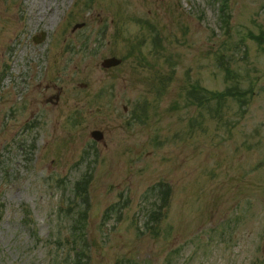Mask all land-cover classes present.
<instances>
[{
  "label": "rangeland",
  "instance_id": "374dc122",
  "mask_svg": "<svg viewBox=\"0 0 264 264\" xmlns=\"http://www.w3.org/2000/svg\"><path fill=\"white\" fill-rule=\"evenodd\" d=\"M81 248L264 264V0H0V264Z\"/></svg>",
  "mask_w": 264,
  "mask_h": 264
},
{
  "label": "trees",
  "instance_id": "16d2710c",
  "mask_svg": "<svg viewBox=\"0 0 264 264\" xmlns=\"http://www.w3.org/2000/svg\"><path fill=\"white\" fill-rule=\"evenodd\" d=\"M220 96L226 97V96H228V94L219 93L216 97L213 96V98L219 99ZM83 183L79 182L78 186H77L80 188L81 191L83 189ZM170 188H171L170 185L163 182V181L158 182L156 185L153 186L152 189L159 198V208L156 211H154L155 213L153 212V214L151 215V218H152L150 220L151 224H154V223L160 221V215L162 214L161 209H162V207H164L165 205L168 204L169 195L171 194ZM81 195H83V194H81ZM84 249L85 248L77 249L76 255L74 256V259L71 262H69V264H89L87 257H85V255H84Z\"/></svg>",
  "mask_w": 264,
  "mask_h": 264
},
{
  "label": "water",
  "instance_id": "95a60500",
  "mask_svg": "<svg viewBox=\"0 0 264 264\" xmlns=\"http://www.w3.org/2000/svg\"><path fill=\"white\" fill-rule=\"evenodd\" d=\"M79 26H81V25H79ZM120 62H122V60L117 59L116 57H112V58L106 59L103 63V66L104 67H111V66L118 65ZM57 98H59V97H57ZM93 137L100 140V139H102L103 134L99 131H94Z\"/></svg>",
  "mask_w": 264,
  "mask_h": 264
},
{
  "label": "bare ground",
  "instance_id": "6f19581e",
  "mask_svg": "<svg viewBox=\"0 0 264 264\" xmlns=\"http://www.w3.org/2000/svg\"><path fill=\"white\" fill-rule=\"evenodd\" d=\"M49 11H52V14L49 17V21H51L53 24L56 22L57 17L59 16L58 8H47ZM41 16V15H40Z\"/></svg>",
  "mask_w": 264,
  "mask_h": 264
},
{
  "label": "flooded vegetation",
  "instance_id": "af4514ba",
  "mask_svg": "<svg viewBox=\"0 0 264 264\" xmlns=\"http://www.w3.org/2000/svg\"><path fill=\"white\" fill-rule=\"evenodd\" d=\"M55 86L56 85H54L53 87L51 85H47V86H45V89L49 91L51 89H55ZM56 88H57V86H56ZM54 101H56V97H55V94H52L48 98L45 99V104H47V103L48 104L49 103H52L53 104Z\"/></svg>",
  "mask_w": 264,
  "mask_h": 264
}]
</instances>
